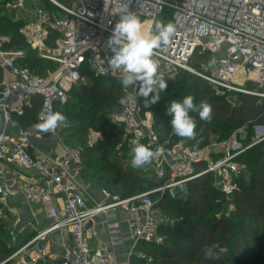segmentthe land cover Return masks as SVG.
Instances as JSON below:
<instances>
[{"label": "built area", "instance_id": "2783aa9c", "mask_svg": "<svg viewBox=\"0 0 264 264\" xmlns=\"http://www.w3.org/2000/svg\"><path fill=\"white\" fill-rule=\"evenodd\" d=\"M38 1L6 0L3 4L11 21L21 24L19 34L25 43L56 68L44 76L35 74L19 64L24 58L22 53L3 49L5 40L0 38V220L4 222L12 213L5 200L17 188L27 203L44 210L50 224L4 263L18 259L16 264L46 263L48 252L44 248L38 251L37 242L59 231L69 235L70 245L63 256L49 260V264H131L133 258L150 264L146 252L136 250V245L162 241L156 231L152 191L126 199L101 191L105 202L90 209L86 188L78 182L83 166L79 149L64 145L59 156L31 154L36 126L68 103L71 90L84 84L86 71L121 79L120 73L109 67L111 52L104 46L117 20L111 13L118 0H73L71 7L45 0L58 11L49 10L44 0L42 5ZM166 9L171 12L176 33L168 44L154 50L157 73L175 77L190 72L218 97L241 95L256 98L259 104L264 101V0H129V10L141 22L153 21ZM52 36L57 38L49 46ZM204 55L209 57L207 69L192 71V62ZM138 85L127 87L121 112L112 121L123 128V141L139 142L153 151L148 166L161 184L156 191L184 200L191 182L211 174L214 187L221 186L217 190L224 197L233 195L243 169L236 159L258 143L264 149V124L253 127L254 139L248 145L239 142L246 134L238 129L226 140L203 149L184 142L167 146L153 130L151 115L140 113ZM35 105V127H21L18 119ZM93 135L99 137L96 132ZM57 196L61 197L60 207ZM117 212L127 218L125 230L111 223ZM100 215L108 221L109 238L106 244L92 249L88 225ZM7 237L14 247L15 228L8 231ZM126 245L130 247L124 252ZM32 247L34 256L20 261L19 255Z\"/></svg>", "mask_w": 264, "mask_h": 264}, {"label": "trees", "instance_id": "16d2710c", "mask_svg": "<svg viewBox=\"0 0 264 264\" xmlns=\"http://www.w3.org/2000/svg\"><path fill=\"white\" fill-rule=\"evenodd\" d=\"M5 1L0 0V31L8 35L3 49L18 51L25 49L26 54L19 64L39 76L54 70L56 65L53 62L39 58L26 45L19 34L21 24L13 23L3 9ZM59 1L63 3L71 1L73 4V0ZM44 3L49 10L58 11L47 1L44 0ZM72 4L66 7H71ZM163 15L172 22L170 10L166 9L161 16ZM56 38L50 37L48 45L53 46ZM206 58L209 57L200 56L193 62ZM180 74L188 75L187 72L178 73L173 85L165 77L161 78L167 82V88L164 91L157 88L155 94L154 91L149 94L160 97L154 105L146 106L148 97L140 95V83L136 90L140 113L151 115L152 128L160 142L167 146L178 142L193 144L199 138L200 132H203V135L216 133V142H221L243 125H247L252 131L253 126L264 124V101L259 104L256 98L240 95L239 102L231 104L228 99L216 96L207 83L197 76L183 77ZM83 76L87 83L81 84L69 93L77 103L68 101L65 106L55 109V112H60L66 117L64 121L68 124L64 131L67 133L64 141L66 146L80 150L83 159V166L79 172L80 179L92 180L99 190L120 199L151 192L160 185L159 181L152 176L142 177L134 170L125 171L116 161L110 159V146L116 144L121 147L127 142L123 141V131L108 128L109 119L105 113L121 112L119 100L127 87L122 86L120 79L95 76L90 71H86ZM188 95L194 97V104L206 101L211 106L212 114L210 120L204 121L197 113L190 112L196 122L194 134L191 137H181L177 136L170 126L171 116L167 113V108L171 101H182ZM236 105L239 106L238 109H235ZM36 109L35 105L32 110L26 112L24 118L18 119L21 127H35ZM216 129H220L221 132ZM89 131L101 134L102 140L89 145L87 142ZM208 145L210 144L205 142L200 148ZM236 162L244 168L252 169V173L249 179L244 178L242 173L236 179L237 189L232 197L236 194L241 196L242 199L237 202L243 209H237L233 217L211 215L213 207L228 202L214 187L211 174L191 182L184 200L159 195L156 210L171 217L174 226H157L156 231L162 240L161 243L141 244L152 246L156 250L152 256L161 261L160 264H264V149L261 145L253 146L239 156ZM150 197L155 199L154 194H150ZM4 229V223L0 220V264H9L4 262L15 247L10 246L2 236ZM204 246L208 248L205 249ZM206 251L210 252L211 259L205 258ZM146 254L149 255L147 252ZM132 260H136L137 264H146L142 260L135 258Z\"/></svg>", "mask_w": 264, "mask_h": 264}, {"label": "clouds", "instance_id": "9594fccd", "mask_svg": "<svg viewBox=\"0 0 264 264\" xmlns=\"http://www.w3.org/2000/svg\"><path fill=\"white\" fill-rule=\"evenodd\" d=\"M117 20L105 41V47L111 52L107 63L111 69L120 73V83L124 87L141 85L140 95L148 97L146 106L156 104L159 95H149L154 89L164 91L167 82L157 77V62L153 59L154 50L168 44L176 33L172 22H156L155 32L142 31V22L138 16L129 10V0H118V6L111 13ZM192 95L185 96L182 101L170 102L167 113L171 116L170 126L177 136L191 137L196 127L195 119L190 112L197 113L201 120L211 119L212 109L206 101L194 104ZM66 117L60 112L49 114L36 127L41 132L54 130ZM153 151L146 145L135 142L131 149V166L140 168L150 162ZM205 249L208 246H204ZM205 258L211 259L210 252H205Z\"/></svg>", "mask_w": 264, "mask_h": 264}, {"label": "rangeland", "instance_id": "374dc122", "mask_svg": "<svg viewBox=\"0 0 264 264\" xmlns=\"http://www.w3.org/2000/svg\"><path fill=\"white\" fill-rule=\"evenodd\" d=\"M57 3L61 4V5H70L72 4L71 1L69 2H61L59 0H55ZM40 5H42V0H39L38 1ZM165 15V14H164ZM161 16V17H157L155 18L152 22H151V29H150V32L149 33H152V29L155 30V24L156 22H163V23H168V19L166 18V16ZM150 25V23H146L143 25V27H145L144 31L145 33H147V27ZM155 32V31H153ZM0 38L4 39L5 41H7L8 39V35H5V34H2L1 31H0ZM27 45V44H26ZM28 46V45H27ZM29 47V46H28ZM30 48V47H29ZM31 49V48H30ZM32 50V49H31ZM14 52H18V53H22L23 57L25 56L26 54V50L25 49H21V50H13ZM32 52L34 54H37V51H34L32 50ZM209 66V58L207 59H202V60H197L195 62H193V64H191V70L198 73V72H201V71H204L207 69V67ZM188 75H192L195 77V75L193 73H190V72H187ZM186 74H180V76H188ZM157 77L158 78H163L165 77V79L171 84L173 85L176 80H177V77H173V76H167V75H162L160 73H157ZM198 78V77H197ZM83 83H87L86 82V79L83 80ZM154 91V94L156 92V89L153 90ZM128 92V89L123 92L124 94L122 95V97L120 98L119 100V104L121 105V100L123 98H127V93ZM250 97V96H248ZM253 98V97H252ZM69 102H73V103H77L76 100H74V98H72L71 96H69ZM236 107L235 109H238L239 106L236 105L234 106ZM233 108V107H232ZM106 116H108V119H109V124H108V128H111L112 130L113 129H118V130H121L123 131V128L122 127H119L117 126V123H114L112 121V117L116 116V113H113V112H109V113H105ZM68 124L66 122H62L60 124H58V126L54 129V130H50V131H47V132H41L37 127L35 128V136H34V141H40V142H46V143H50L51 145H56L55 147L56 148H60L62 146H66L67 144H65V138H67V133H65L64 131L66 130ZM254 127V126H253ZM252 127V129H253ZM244 134H246V138L245 137H240L239 138V142L244 144V145H248L251 141H253L254 139V133L253 131L249 130V127L246 125V126H241L239 128ZM212 130V129H211ZM219 133L221 132L220 129H216ZM236 130V129H235ZM234 131H232L231 133H233ZM95 132H92V131H89L88 133V137H87V142H91L92 144L93 143H97L98 141L102 140V137H101V134H99V137H96L93 135ZM242 136V135H241ZM90 139H93V140H90ZM217 141V134L214 133H210V134H205L203 135V132H200L199 133V138L197 139L196 142H194L193 144H190V143H187L188 145H192V146H197L199 147V149H203V148H200V147H203L201 145L205 144V142H208L210 145H214ZM222 142V141H221ZM122 143V142H121ZM70 145V144H69ZM71 145L73 146H77L76 144L74 143H71ZM125 145V146H124ZM133 143L132 144H129V143H124L121 147L120 146H117L116 144H112L109 148V153H110V159L112 161H116L118 163L119 166H121L125 171H129V170H134L135 172H137L140 176L142 177H154V174H153V171L150 169V167L148 166V164L146 165H143L141 166L140 168H133L131 166V149L133 147ZM68 147V146H67ZM240 165V164H239ZM242 171L241 173L243 174L244 178L246 179H249L250 178V175H251V171L252 169L250 170L249 168H244L243 165H242ZM88 171V169H87ZM155 178V177H154ZM155 180L158 182V180L155 178ZM83 183L87 186H91L92 188H95V189H98V186L97 184H95L94 181L92 180H89V179H86V180H82ZM87 186V187H88ZM161 186V184H160ZM159 186H157L156 188H154L152 190V194L155 195V199L152 198L153 201H157V199L159 198V195L160 193H155L156 189L158 188ZM99 190V189H98ZM232 195L230 197H225L226 200L228 202H226L224 205H220V206H216V207H213L212 209V213L211 215L213 216H216V217H224V218H228V217H233V213H236V210L239 209V210H242L243 208L241 206L238 205V202L239 199L241 200V196L239 194H236L234 197H232ZM249 215V213H248ZM236 217V216H235ZM155 218H156V222L158 225H163V226H168V227H173V219L171 217H168L164 214H162L160 211L158 210H155ZM237 219V218H235ZM6 229L3 230V234L2 236L8 240V237L6 235ZM22 239H20L19 243H22L21 241ZM142 249L147 252L149 255H148V258L150 260V264H160L161 261L159 260H156L153 256H152V253H155L156 250L151 246H146V245H142L141 246ZM19 248V245H17L15 248H14V251L12 252V254ZM11 254V255H12ZM19 260V259H18ZM18 260L16 261H12L10 262L9 264H16L18 262ZM46 264H49L46 262ZM131 264H137V261L136 260H132L131 259Z\"/></svg>", "mask_w": 264, "mask_h": 264}, {"label": "crops", "instance_id": "0c3cea01", "mask_svg": "<svg viewBox=\"0 0 264 264\" xmlns=\"http://www.w3.org/2000/svg\"><path fill=\"white\" fill-rule=\"evenodd\" d=\"M152 21L142 22V31H144V24L150 23L147 27V33L150 32ZM0 127L3 128L0 118ZM7 131L10 129L6 127ZM56 145H51L50 143L33 141L31 154L34 157H54L59 156L62 152V147L56 148ZM78 182L82 184L86 188L87 193V207L92 209L95 204H103L105 202L101 190L92 188L90 185L87 187L83 181L78 178ZM14 187V186H13ZM60 196L56 197L58 201V207H60ZM7 207L12 210V213H8L6 216V220L3 222L4 227L6 229V235L8 231L13 230L15 228V233L17 235V243L15 246L19 245V248L25 245L31 238H33L38 233L44 231L50 224L47 220L44 210L37 207L36 205L27 203L23 198L22 193L17 188L13 190L12 194L9 195L6 200ZM116 224L121 228V230H125V224H127V218L123 214H119L117 212L116 220L111 221V223ZM108 221H105L102 215L95 217L92 222L88 225V244L92 249H95L101 245H104L108 241V232L106 229ZM15 226V227H14ZM124 232V231H123ZM20 239H22V243H19ZM8 244L10 245V241ZM45 243L44 249L48 252V260L47 263H50L49 260L61 257L67 251L70 245V237L65 232L55 231L48 235H45L41 240ZM11 246V245H10ZM14 246V247H15ZM136 250L142 249V244H137ZM13 247V246H12ZM130 246L126 245L125 250H127ZM35 249H28L25 254H20V261H27L32 258L35 254ZM123 252V250L121 251ZM122 254V253H121ZM37 264H46L44 262H38Z\"/></svg>", "mask_w": 264, "mask_h": 264}, {"label": "water", "instance_id": "95a60500", "mask_svg": "<svg viewBox=\"0 0 264 264\" xmlns=\"http://www.w3.org/2000/svg\"><path fill=\"white\" fill-rule=\"evenodd\" d=\"M239 100H240L239 96H232V97L228 98V101L231 104H237L239 102ZM258 144L254 145V146H257ZM217 189L220 190L221 186H218ZM155 193H158V191H155ZM44 246H45V243L42 241H39V242H37L36 248L38 251H41L44 248Z\"/></svg>", "mask_w": 264, "mask_h": 264}]
</instances>
